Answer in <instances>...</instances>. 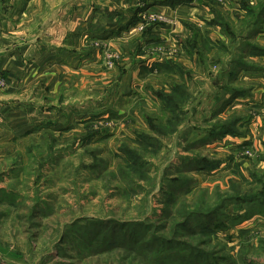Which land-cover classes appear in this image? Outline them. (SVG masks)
I'll use <instances>...</instances> for the list:
<instances>
[{"label": "rangeland", "instance_id": "1", "mask_svg": "<svg viewBox=\"0 0 264 264\" xmlns=\"http://www.w3.org/2000/svg\"><path fill=\"white\" fill-rule=\"evenodd\" d=\"M202 1L212 7L213 13L209 20H205L200 34L197 33L202 39H210L206 28L212 27L217 29L218 39L225 40L220 37V30L208 23L214 20L216 12L221 14L222 10L224 19H235L237 13L232 18V14L226 12L229 4L234 2ZM240 1L236 0L238 7ZM149 14L162 16L165 21H157L141 33L135 24L131 32L144 35L159 26L174 25L160 12ZM201 17L204 18L205 13ZM196 20L202 23L198 17ZM196 27L189 25L193 30H197ZM180 38L177 35L170 46L165 42H154L142 47L140 59L136 62L151 71L153 66L148 61L162 55L177 60L183 52L191 59L186 38ZM210 41L215 43L217 39ZM105 46L117 55L116 67L122 56L111 46ZM207 47L210 49L206 54L210 68L207 73H202L203 81L195 78V69L185 68L190 73L186 79L190 98L177 132L161 136L153 143L149 140L147 148L141 146L143 137L154 135L146 118L160 115L161 108L155 111L141 108L144 129L137 125L131 112L120 114L113 109L97 110L92 109L97 107L92 105L90 109L94 114L85 120L76 113L74 121L69 124L62 120L55 128L44 125L26 131L28 133L10 132L11 140L7 139L0 148V264H171L169 260L160 263L146 259L138 254L136 245H130L137 238H140L138 242L148 243L161 236L183 244L185 252L182 255L185 256L189 255L188 247L210 254L219 264H264L262 204L227 207V213L248 218L239 225L230 222L228 230L209 237L199 234L184 236L180 227L182 220L175 213L184 201H192V206L198 205L203 199L201 195H206L209 204L214 205L218 193L224 195L229 191L231 180L246 188H254L255 180L260 181L259 188L264 184V147L259 151L250 149V145L245 146L249 147L252 157L244 158L240 155L242 148L229 152L230 147L226 149L199 142L209 127L207 122L211 120L216 105L211 100V89L213 83L217 85L213 78L219 71L216 64H211L214 49ZM94 50L102 56V51ZM219 56L226 59L224 55ZM153 91L146 96L159 105ZM109 107L111 105H107ZM249 113L252 117L260 115L255 110ZM125 148L138 152L145 167L135 173L126 170L120 173L125 166ZM186 156L190 159L206 157L221 161V165L201 172L188 171L192 169L182 162ZM173 178L189 181L191 185L182 188L183 192H189L177 194L174 203H167V196H170L168 180ZM168 209L172 218L163 216ZM190 223L192 230L199 232L194 229L195 221ZM172 233L176 235L173 237ZM178 236L184 237L180 239ZM169 249V252L165 251L166 255L181 250L174 246Z\"/></svg>", "mask_w": 264, "mask_h": 264}, {"label": "crops", "instance_id": "2", "mask_svg": "<svg viewBox=\"0 0 264 264\" xmlns=\"http://www.w3.org/2000/svg\"><path fill=\"white\" fill-rule=\"evenodd\" d=\"M182 1L0 0V75L6 80V88L0 90V148L12 130L25 133L44 125L55 128L62 120L67 124L74 121L76 113L81 120L87 119L94 114L92 109L131 112L137 125L144 129L141 108L150 111L160 108L146 94L152 90L168 92L174 77L140 66L137 63L140 50L154 42L170 46L177 35L187 38L189 25L197 26L200 34L205 20L213 13L212 7L202 0L185 4ZM231 2L234 3L225 10L233 18L239 7L236 0ZM147 11L162 13L174 25L159 26L144 35L131 32L140 14ZM197 17L202 23H198ZM206 30L210 39L218 40L217 29ZM255 41L264 48V24L263 33ZM94 42L109 45L122 56L113 71L103 68ZM189 54L191 59L181 52L177 60L162 55L148 63L170 66L177 62L184 68L195 69V78L203 81L195 51ZM254 60L259 69L240 73L234 82L235 86L247 88L249 95L232 99L217 115L222 120L234 115L240 117L242 135L226 136L210 145L230 147L229 152L248 145L250 149L263 150L264 54ZM211 93L212 103L216 104L213 114L233 94L221 89L219 83H213ZM92 105L97 107L90 109ZM250 110L259 111L260 115L252 117Z\"/></svg>", "mask_w": 264, "mask_h": 264}, {"label": "trees", "instance_id": "3", "mask_svg": "<svg viewBox=\"0 0 264 264\" xmlns=\"http://www.w3.org/2000/svg\"><path fill=\"white\" fill-rule=\"evenodd\" d=\"M185 3L186 2H184V4ZM263 24L264 0H254L253 3L250 0H241L239 13L235 16V19L226 20L219 12H216L214 20L208 23L209 26L217 27L221 32L220 37L222 38L223 36L225 40L218 39L217 42L212 43L207 38H201L199 44L198 41H200V37L197 30H188L186 44L190 53L195 51L203 72L208 71L210 68L208 67L207 62L209 61H207L208 58L206 56L210 50L207 47L209 45L214 49L215 53L211 64H216L219 67V71L214 76L213 81L220 83L219 87L221 89L232 91L233 93L231 99L226 101L218 112L211 115V120H207L209 127L204 130L203 138L199 141L203 145L210 144L214 141H220L226 136L239 137L242 135L240 131L243 124L240 117L234 115L224 120L214 117L224 111L232 99L249 95V90L247 88L235 86L234 82L240 73L253 72L259 69L254 59L264 54V48L261 47L255 39L258 35L263 33ZM219 55H224L226 59L223 60V56ZM153 70L157 73L170 74L176 77V81H173L174 83L169 87L168 92H164L163 90L153 91L155 99L160 105L161 113L156 117L147 116L146 123L151 134L154 136L148 135V137H143L144 141L141 144L143 148L149 147V140L153 143L158 141L161 136H170L177 132V126L181 123V116L184 115L185 108L188 105L187 102L190 98L186 80L189 78L190 73L187 72L181 64L174 63L170 66L155 64L151 71ZM140 152L143 151L141 150ZM123 153L125 155V166L123 167L124 169H120V173H124L125 170L130 173H135L139 171L140 167H145L146 164L143 162L138 152L125 148L123 149ZM182 162H184L185 166H189L192 169L188 171L196 172L217 169L221 165V161L210 160L200 156L194 159H190L186 156L182 159ZM168 182L167 188L170 189V196H167V203H174L177 194H186L189 192V190L186 192L182 191L184 186L191 185L189 181L173 178L172 180H168ZM254 184V188H246L243 184H237L232 180L229 181V191L224 195L218 193L214 198V205L209 204L206 200V195H201L203 199L200 200L196 206H192V201L190 203L184 201L180 209L177 208L175 210L177 218L182 220V224L180 225L182 228L181 233L184 236L199 234V236L209 237L210 235L216 234L218 231L222 232L228 230V224L230 222H234L235 225L241 224V221L246 220L248 217L241 216L240 214L234 215L227 213L226 209L227 207L244 208L245 206L249 207V205L255 204H262L264 207V184H261L260 188V181L255 180ZM166 193L167 192H165V194ZM163 216L166 218L173 217L169 209L163 213ZM192 220L195 221L194 229H197L199 232L192 230L190 223L193 222ZM139 227L141 229V226ZM142 234L144 235V230ZM175 235L176 234L172 233L173 237ZM184 236L178 237L181 239ZM139 239L140 238H137L134 244L130 245H136L138 254L146 259L151 258V260L160 261V263H163L164 260H169L171 264H219L217 259H214L210 254L200 252L197 248H188L186 246L189 255H182V253L185 252L183 244L166 240L162 236L152 238L148 243L138 242ZM201 243L205 244V242ZM173 246L181 250L166 255L165 251L169 252V248ZM143 253H145V255H143ZM203 261L204 263H202Z\"/></svg>", "mask_w": 264, "mask_h": 264}, {"label": "built area", "instance_id": "4", "mask_svg": "<svg viewBox=\"0 0 264 264\" xmlns=\"http://www.w3.org/2000/svg\"><path fill=\"white\" fill-rule=\"evenodd\" d=\"M139 17L140 19L139 22L137 23L138 25L136 26V30L140 33L146 32L148 30L147 28L156 24L157 21L160 20L165 21V19L162 16L149 14V12H144L140 14ZM93 47L99 51H102L101 62L103 68L108 72L113 71L115 69V59L117 55L111 52L108 47H106L105 45L99 42H94ZM5 88H6V80L0 75V90H4ZM240 155L243 156L244 158L252 157V153L249 148H242V152Z\"/></svg>", "mask_w": 264, "mask_h": 264}]
</instances>
